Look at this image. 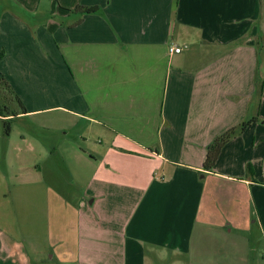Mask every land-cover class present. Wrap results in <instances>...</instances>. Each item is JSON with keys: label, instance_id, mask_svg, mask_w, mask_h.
<instances>
[{"label": "crops", "instance_id": "crops-1", "mask_svg": "<svg viewBox=\"0 0 264 264\" xmlns=\"http://www.w3.org/2000/svg\"><path fill=\"white\" fill-rule=\"evenodd\" d=\"M259 44L264 0H0V89L14 102L0 120L41 115L62 135L79 123L89 144L52 153L74 173L68 203L30 139L7 142L0 264H145L151 250L251 264V237L264 243Z\"/></svg>", "mask_w": 264, "mask_h": 264}, {"label": "rangeland", "instance_id": "rangeland-1", "mask_svg": "<svg viewBox=\"0 0 264 264\" xmlns=\"http://www.w3.org/2000/svg\"><path fill=\"white\" fill-rule=\"evenodd\" d=\"M13 103L14 102L8 103L6 100L2 99V101H0V112H4L3 110L5 109V106H11ZM40 116L31 119H16L9 121L11 131L8 139L7 137H3L6 125L0 120V166L2 164H6L7 161V157L4 156L8 146L10 150V145H7L9 144L7 142H11L13 144L18 143L20 141V135L27 136L30 139L27 141V146L28 144L31 145L34 151L33 156H30V160L32 162H38L42 167L41 173L43 181L47 183L50 189L62 192L67 202L70 203L73 192L77 191L75 189L74 183L71 180V177L74 175V173L70 166L69 168L71 169L72 173L67 170L66 165L59 154L57 157L55 155L53 156L52 153L55 154V148L58 146V144L65 143L66 139L72 141L76 146L82 148H88L89 144H87L83 138L78 136L81 124L78 123L71 127L67 126V128L64 129L66 134L62 135L61 131L63 130H58V128L50 130L42 128V126L39 124ZM15 159H17L16 163ZM65 161L68 165L67 157H65ZM70 161L71 160H69V164L71 163ZM13 163L17 165V167L20 165V161L15 157ZM51 167L54 168V171L51 169ZM55 171L58 175L55 174ZM53 174L54 176H52ZM64 184L65 188L63 186ZM61 188H63V190ZM67 209L68 210L65 213H71L70 208ZM255 239L256 238L251 237V241L255 247V252H251V255L249 256L251 264H256L255 262H257V255L260 254L261 249L264 252V243L255 244ZM151 251L152 252L149 251L147 254L148 259L145 260V264H200L199 254L197 253L189 254L187 256L183 254L176 255L170 251Z\"/></svg>", "mask_w": 264, "mask_h": 264}, {"label": "trees", "instance_id": "trees-1", "mask_svg": "<svg viewBox=\"0 0 264 264\" xmlns=\"http://www.w3.org/2000/svg\"><path fill=\"white\" fill-rule=\"evenodd\" d=\"M259 48L262 49L263 51V55L261 59H257L256 62V68H255V74L253 77V81L255 86L257 87V91H258V95H261L262 93V87H263V80H262V75H261V70L264 67V47L262 44H259ZM3 92L0 89V101H2L3 99ZM3 123L6 125L5 126V131L4 134L8 135L10 132V122L9 120H5L3 121ZM240 130H242V125L241 128H239ZM235 132V129H230L227 132H225L224 134L218 136L217 138H215L208 146H207V156H206V161H205V166L210 167L214 160L215 157L220 149V147L225 143V141Z\"/></svg>", "mask_w": 264, "mask_h": 264}, {"label": "built area", "instance_id": "built-area-1", "mask_svg": "<svg viewBox=\"0 0 264 264\" xmlns=\"http://www.w3.org/2000/svg\"><path fill=\"white\" fill-rule=\"evenodd\" d=\"M181 51V47L178 46H170L168 48L169 53H179Z\"/></svg>", "mask_w": 264, "mask_h": 264}]
</instances>
